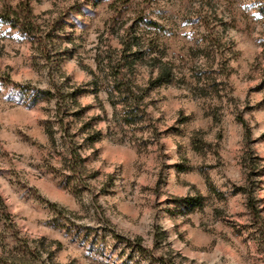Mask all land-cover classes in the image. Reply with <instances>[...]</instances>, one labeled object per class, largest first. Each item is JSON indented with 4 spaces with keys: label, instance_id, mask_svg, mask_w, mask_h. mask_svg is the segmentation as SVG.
<instances>
[{
    "label": "rangeland",
    "instance_id": "obj_1",
    "mask_svg": "<svg viewBox=\"0 0 264 264\" xmlns=\"http://www.w3.org/2000/svg\"><path fill=\"white\" fill-rule=\"evenodd\" d=\"M0 264H264V0H0Z\"/></svg>",
    "mask_w": 264,
    "mask_h": 264
},
{
    "label": "trees",
    "instance_id": "obj_2",
    "mask_svg": "<svg viewBox=\"0 0 264 264\" xmlns=\"http://www.w3.org/2000/svg\"><path fill=\"white\" fill-rule=\"evenodd\" d=\"M3 18V20H6L7 22H11V20H9V18H5L3 16H1ZM13 22V20H12ZM26 28V27H25ZM20 93L25 94V93H30L31 91L29 89H26V88H20ZM33 102H37L38 100L40 99H47V98H50L51 94L49 92H43V91H36L33 93Z\"/></svg>",
    "mask_w": 264,
    "mask_h": 264
}]
</instances>
